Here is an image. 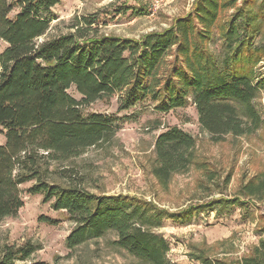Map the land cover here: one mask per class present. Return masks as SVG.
Segmentation results:
<instances>
[{
	"label": "trees",
	"instance_id": "16d2710c",
	"mask_svg": "<svg viewBox=\"0 0 264 264\" xmlns=\"http://www.w3.org/2000/svg\"><path fill=\"white\" fill-rule=\"evenodd\" d=\"M59 1L0 0V40L6 44L0 51V132L5 138L0 145V222L17 215L23 206L19 187L32 181L28 194L42 195L44 203L73 221L65 238L69 250L112 231L113 243L134 257L172 264L169 243L155 229L165 215L177 219L176 214L124 195L93 194L74 168L60 166L115 138L121 116L85 112L112 97L118 112L145 99L160 112L190 101L201 130L215 142L255 133L262 118L253 101L264 87L255 71L264 50L251 45L255 26L236 9L238 0H196L169 28L139 39L100 34L95 14L74 16L66 33L44 38ZM214 30L226 48L220 64L208 46ZM71 88L79 98L68 92ZM194 147L195 138L177 126L159 133L152 167L158 183L167 186L173 174L187 170ZM244 189L257 197L264 179L250 180ZM37 249L31 242L2 244L0 264H47L26 263ZM203 264H264V238L239 260L203 259Z\"/></svg>",
	"mask_w": 264,
	"mask_h": 264
},
{
	"label": "rangeland",
	"instance_id": "374dc122",
	"mask_svg": "<svg viewBox=\"0 0 264 264\" xmlns=\"http://www.w3.org/2000/svg\"><path fill=\"white\" fill-rule=\"evenodd\" d=\"M196 0H60L52 8L56 19L44 38L66 33L69 21L78 15L95 14L100 34L139 39L173 25L177 17L193 8ZM240 8L255 26L251 45L264 50V0H238ZM17 10V9H16ZM16 10L11 13L13 16ZM233 9L223 16V22ZM43 39V38H42ZM6 44L0 40V51ZM220 64L225 44L214 30L208 44ZM257 78H264V56L255 66ZM68 92L79 95L71 88ZM262 123L248 136L224 137L213 141L202 131L195 106L168 112L155 109L145 99L125 111H117V98L99 100L85 112L121 116V127L107 144L90 147L60 167H72L82 177L85 188L96 195H124L147 201L168 215L155 231L169 243L167 258L172 264H203V259L234 262L250 255L264 238V191L257 197L246 194L244 186L255 178L264 179V87L253 101ZM242 114L241 107H238ZM177 126L195 138L193 163L172 175L163 186L152 174L154 141L169 127ZM5 141L0 132V145ZM33 182L20 185L23 206L15 217L0 222V245L31 242L37 250L26 262L47 264H149L116 246L114 232L92 239L73 250L65 238L74 227L65 211H55L42 195L28 194ZM41 216L56 220L49 224Z\"/></svg>",
	"mask_w": 264,
	"mask_h": 264
}]
</instances>
